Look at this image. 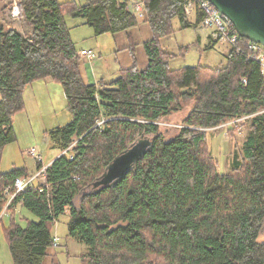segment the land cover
<instances>
[{"label":"trees","instance_id":"16d2710c","mask_svg":"<svg viewBox=\"0 0 264 264\" xmlns=\"http://www.w3.org/2000/svg\"><path fill=\"white\" fill-rule=\"evenodd\" d=\"M19 1L27 32L0 22V213L15 182L31 177L25 168L1 171L26 88L60 83L72 120L49 132L62 154L47 167L43 192L35 183L7 208L13 264H44L68 211V236L86 246L85 264H264V75L251 42L240 38V51L231 49L222 68L172 70L173 54L161 40L173 33V21L182 29L204 22L199 10L194 23L186 16L188 0ZM68 18L82 19L96 36L130 38L147 23V67H139L137 45H130L131 68L111 82H87ZM183 103H191L189 114L167 139L158 123ZM230 122L229 135H241L240 129L246 135L231 155L230 172L221 174L208 130ZM154 136L153 149L123 179L92 189L117 156ZM44 166L38 162L37 171Z\"/></svg>","mask_w":264,"mask_h":264},{"label":"rangeland","instance_id":"374dc122","mask_svg":"<svg viewBox=\"0 0 264 264\" xmlns=\"http://www.w3.org/2000/svg\"><path fill=\"white\" fill-rule=\"evenodd\" d=\"M17 1L20 7V1ZM71 1L84 3V0ZM143 14L141 12L138 15L143 18ZM15 18H18V16ZM19 18L18 29L22 33H26L28 26L21 22L24 18L23 13ZM67 23L72 40L79 51L93 49L98 56L100 55L93 60H89L84 56L81 61L80 69L87 82H89L88 76L94 80L92 76L95 73L101 74L107 80H115L119 77L118 69H126L134 65L128 52L125 53L123 51L124 53L118 54L120 53L119 51L129 44L126 34H118L116 37L111 34L96 36L94 30L84 25L83 20L80 18H68ZM140 30L141 35H139V30H134L135 43H140L136 46V62L141 69H145L148 65V59L142 43L151 39L149 37H152V31H150V26L148 25L141 27ZM210 33L209 29L201 31L197 27L182 29L179 21L175 19L173 21V33L161 40L163 48L173 54L170 60V69L177 70L197 66L222 68L226 66L225 54L228 52V47L223 42H220L217 47L210 48ZM23 97L25 109L14 118L16 140L4 149L1 171L6 172L15 168H27L31 172L36 171L33 175H38L40 173L37 171L38 162L41 161L45 165L43 168L47 169L49 165L46 164L61 153L60 148L52 141L49 132L58 127L66 126L72 120V116L68 110L67 100L60 83L50 81V84H46V80L36 82L26 88ZM190 107L191 103H183L180 111L174 112L158 123L167 139L174 136L183 127V121L188 116ZM232 124L233 122H230L218 129L208 130L210 133L208 146L217 160L221 174L230 172L231 155L234 150L241 148L246 135L244 129H240L241 135H229L227 130L231 128ZM33 151L36 153L33 154ZM44 181H46V170L44 174L38 176L35 183L40 186V183ZM23 216H26V211H23L19 218H23ZM68 220L67 216H62L57 224L56 227L59 230L57 237L60 238H57L59 246L49 249L48 255L44 259V264H85L82 255L86 251V246L66 237ZM3 222L4 225L0 222V253L5 250L7 257L4 253H1L0 264H8L10 248L4 233V228L9 225L8 216L4 217ZM263 241L264 225L259 237V242ZM11 261L12 258L10 257Z\"/></svg>","mask_w":264,"mask_h":264},{"label":"water","instance_id":"95a60500","mask_svg":"<svg viewBox=\"0 0 264 264\" xmlns=\"http://www.w3.org/2000/svg\"><path fill=\"white\" fill-rule=\"evenodd\" d=\"M227 17L239 35L264 47V0H207ZM157 137H143L117 156L92 189L111 187L123 179L154 147Z\"/></svg>","mask_w":264,"mask_h":264},{"label":"built area","instance_id":"2783aa9c","mask_svg":"<svg viewBox=\"0 0 264 264\" xmlns=\"http://www.w3.org/2000/svg\"><path fill=\"white\" fill-rule=\"evenodd\" d=\"M21 7V6H20ZM18 4L15 3L14 8L11 12V15L13 17L21 16L22 15V8H20ZM143 4L138 3L135 5V12L140 14L143 12ZM197 10L202 12L204 14V22L203 26L207 28L213 29L212 37L215 40H218L220 42L227 43L231 46L232 49H237L238 52L240 51L238 48L240 35L237 31V29L234 27L232 22L222 15L209 1L207 0H188V4L185 6V14L187 17L195 16ZM249 49L253 51L257 55V59L261 66V72L264 75V47L260 44H254L251 43L249 46ZM82 54L87 57L89 60H93L98 58L97 53L92 50H84L82 51ZM36 152L33 151V154ZM40 160V158H39ZM46 168H43L40 170L39 174L32 175L28 178H20L15 182L14 190L15 193L10 197V200L8 202V205L3 209V211L0 213V222L4 219L5 216H7V208L10 204V202L13 200V198L22 192H25L28 189L34 188L35 180L38 178L39 175L44 174ZM46 186V181L41 182L40 186L38 187V190L40 192H43L44 187ZM10 191V189H7V193ZM56 244V240H55ZM57 245V244H56Z\"/></svg>","mask_w":264,"mask_h":264},{"label":"crops","instance_id":"0c3cea01","mask_svg":"<svg viewBox=\"0 0 264 264\" xmlns=\"http://www.w3.org/2000/svg\"><path fill=\"white\" fill-rule=\"evenodd\" d=\"M18 1L17 0H0V22L2 23V24H4L5 26H7V27H13V28H15V29H17L18 31H20L19 29H18V25H19V19L20 18H15V17H13L12 15H11V12H12V10H13V8H14V5H15V3L16 4H19V2L17 3ZM84 3H85V0H84ZM84 3H81V4H84ZM23 20V19H22ZM189 20L192 22V23H194L195 22V20H196V16H192V17H190L189 18ZM21 22H23L24 24H25V22L24 21H21ZM21 25H23L22 23H21ZM146 25H148L147 23H142L139 27H137V28H135V29H133L132 31H131V39L130 38H128L127 36V39H128V42H129V44H128V46L127 47H125L123 50H121V51H119L120 53H118V54H122V53H124L123 51H125V53H129L130 54V57H131V61H133V63H134V60H133V56H132V51H131V46L130 45H138V44H140V43H135L136 42V36L134 35V30H139V35H141V30H140V28L141 27H143V26H146ZM149 26V25H148ZM197 28H199L201 31H203L204 29H209L210 31H211V33H210V37H209V44H210V48H215V47H217V44L218 43H220V41H216L213 37H212V34H213V29L212 28H207V27H205V26H203V25H200V26H196ZM150 31H151V28H150ZM121 34H123V33H121ZM117 35H115V37H116ZM149 38H151V37H149ZM144 43V42H143ZM142 43V44H143ZM224 43V42H223ZM224 44H226L227 45V47H228V52L225 54V57L227 58V55H228V53H229V51H231V46L229 45V44H227V43H224ZM136 48V47H135ZM83 50H89V49H83ZM93 50V49H92ZM135 51V53H136V49L134 50ZM122 52V53H121ZM118 54H116V55H118ZM100 56V55H99ZM98 56V57H99ZM227 60V59H226ZM133 66V65H132ZM131 66V67H132ZM130 67V68H131ZM125 69V68H124ZM127 69V68H126ZM122 69L120 68V69H118V73H119V75H120V71H121ZM92 71V70H91ZM114 74V73H113ZM93 78H94V80L91 78L90 79V76H88V80H89V83H92V84H101V82L102 81H105V82H111L110 80H107L104 76H102L101 74H98V73H95V74H93V76H92ZM98 80V81H97ZM50 81H52V80H46V84H50ZM113 81V80H112ZM61 155V153L60 154H58L54 159H52V161H50L48 164H46V165H50L56 158H58L59 156ZM27 171H28V173H30L31 174V176L36 172H31V171H29V169H27V168H25ZM64 216H67L68 217V219H69V211L64 215ZM28 218H31V216H27ZM68 222H69V220H68ZM59 223V222H58ZM57 223V224H58ZM67 225H68V223H67ZM57 226V225H56ZM59 230H58V227H55V229H54V237H55V240H56V246L54 245L53 247H58L59 246V244H58V239L57 238H59V237H57V232H58ZM68 239H71L69 236H68V228H67V236H66ZM60 239V238H59ZM1 253H4L5 254V256L7 257V255H6V252H5V250H3ZM0 253V254H1ZM9 255V263L8 264H13V259H12V263L10 262V257L12 258V256H10L11 255V252H10V254H8Z\"/></svg>","mask_w":264,"mask_h":264}]
</instances>
